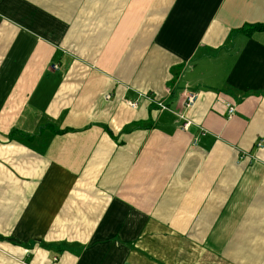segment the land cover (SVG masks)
Masks as SVG:
<instances>
[{
  "label": "crops",
  "instance_id": "1",
  "mask_svg": "<svg viewBox=\"0 0 264 264\" xmlns=\"http://www.w3.org/2000/svg\"><path fill=\"white\" fill-rule=\"evenodd\" d=\"M263 23L264 0H0V264H264Z\"/></svg>",
  "mask_w": 264,
  "mask_h": 264
},
{
  "label": "built area",
  "instance_id": "2",
  "mask_svg": "<svg viewBox=\"0 0 264 264\" xmlns=\"http://www.w3.org/2000/svg\"><path fill=\"white\" fill-rule=\"evenodd\" d=\"M197 98H198V93L197 92H194V91H191V90H187L186 91L185 109L191 110L192 107L194 106ZM157 103H158V105L160 107V110H170V111L174 112L178 116V118L183 121V125H182L183 128L187 129L193 124V121L189 118L187 113H185L183 111H177L175 109H172L164 101H157ZM132 104L135 105L136 103H132ZM234 111H235V107L233 105L230 106L229 115L233 116ZM201 131H202L203 134L206 132V130L203 127L201 128ZM258 145H259V147H262L263 146V141H259Z\"/></svg>",
  "mask_w": 264,
  "mask_h": 264
},
{
  "label": "trees",
  "instance_id": "3",
  "mask_svg": "<svg viewBox=\"0 0 264 264\" xmlns=\"http://www.w3.org/2000/svg\"><path fill=\"white\" fill-rule=\"evenodd\" d=\"M255 27H256L257 29H264V23H263V24H258V25H256V26H254L253 29H255Z\"/></svg>",
  "mask_w": 264,
  "mask_h": 264
}]
</instances>
